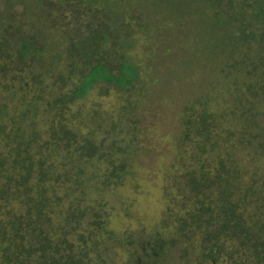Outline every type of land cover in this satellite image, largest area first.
<instances>
[{
  "label": "trees",
  "instance_id": "obj_1",
  "mask_svg": "<svg viewBox=\"0 0 264 264\" xmlns=\"http://www.w3.org/2000/svg\"><path fill=\"white\" fill-rule=\"evenodd\" d=\"M149 92L170 102L164 208L120 236L104 193ZM113 94L129 139L74 128L71 105ZM0 264H264V0H0Z\"/></svg>",
  "mask_w": 264,
  "mask_h": 264
},
{
  "label": "rangeland",
  "instance_id": "obj_2",
  "mask_svg": "<svg viewBox=\"0 0 264 264\" xmlns=\"http://www.w3.org/2000/svg\"><path fill=\"white\" fill-rule=\"evenodd\" d=\"M113 8L118 10L116 7ZM119 18L117 17L116 19ZM143 23L142 20H137L136 25H133L135 30L133 31L132 29L131 34L134 37L131 40L140 38L143 41L141 36L135 35L138 34L139 27L143 28L140 26ZM59 37L62 38V36ZM141 47L144 48V44ZM136 51L134 54L140 53L139 49ZM133 99V95L118 97L113 94L103 98H98L95 95L84 101H79L70 107V112L75 115L74 128L83 126L84 133L93 131L96 140L103 143H109L116 136L120 138L124 136L126 139H129L131 135L126 136V133L121 130L127 122L125 121V117L122 118L119 114L122 109L126 111V114H133ZM140 102L142 103V107L139 113L142 115L143 122L140 119L141 121L138 123L140 141L137 148L139 149L138 156L134 157L133 175L127 176L122 185L113 187V189L109 190L110 192L104 193V201L108 204L106 211L110 214L109 228L120 236L128 233L131 234V232L137 231L140 227H143L149 234L152 231V224L162 217L161 212H163L164 208L159 189L161 188V182L164 180L162 166L165 156L163 154H168V145L164 143L167 140V137L164 136L167 128L163 123L166 119H163L160 115L163 114L160 110H167L170 102L167 98H163L162 94L154 96V93L150 92L146 93L145 96H141ZM93 107L112 119L117 120L121 118L123 123H120L113 131L110 120L106 121V123H101L100 126H97L94 122H87L86 113L91 111ZM86 122L87 125L85 124ZM23 130L26 134L29 133V127H23ZM75 163L76 166L81 164L80 161H75ZM100 163L101 161L98 160H92L89 164L84 163L86 173L91 171L90 167L92 165H95L97 169H103V164L101 165ZM96 195L99 198L101 196L95 193L91 197H97Z\"/></svg>",
  "mask_w": 264,
  "mask_h": 264
}]
</instances>
